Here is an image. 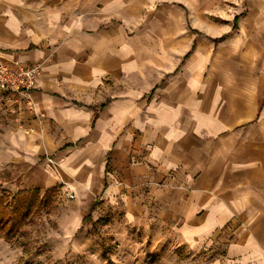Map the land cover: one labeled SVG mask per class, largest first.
<instances>
[{
	"label": "crops",
	"instance_id": "crops-1",
	"mask_svg": "<svg viewBox=\"0 0 264 264\" xmlns=\"http://www.w3.org/2000/svg\"><path fill=\"white\" fill-rule=\"evenodd\" d=\"M0 57L42 65L31 106L0 101L17 190L264 264V0H0Z\"/></svg>",
	"mask_w": 264,
	"mask_h": 264
},
{
	"label": "rangeland",
	"instance_id": "rangeland-1",
	"mask_svg": "<svg viewBox=\"0 0 264 264\" xmlns=\"http://www.w3.org/2000/svg\"><path fill=\"white\" fill-rule=\"evenodd\" d=\"M4 147L0 139V264H208L218 257L215 246L184 244L156 209L129 217L101 200L85 207L58 187L17 190Z\"/></svg>",
	"mask_w": 264,
	"mask_h": 264
},
{
	"label": "built area",
	"instance_id": "built-area-1",
	"mask_svg": "<svg viewBox=\"0 0 264 264\" xmlns=\"http://www.w3.org/2000/svg\"><path fill=\"white\" fill-rule=\"evenodd\" d=\"M41 71V64L28 66L17 60L0 57V101L9 105L19 102L23 97L26 99L27 105L31 106L29 96L36 88ZM69 197L74 199L75 194L71 192Z\"/></svg>",
	"mask_w": 264,
	"mask_h": 264
}]
</instances>
